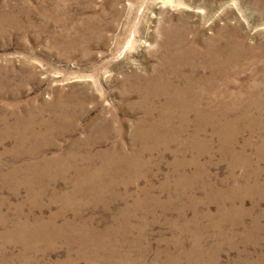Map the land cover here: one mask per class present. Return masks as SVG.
I'll list each match as a JSON object with an SVG mask.
<instances>
[{
	"label": "rangeland",
	"instance_id": "obj_1",
	"mask_svg": "<svg viewBox=\"0 0 264 264\" xmlns=\"http://www.w3.org/2000/svg\"><path fill=\"white\" fill-rule=\"evenodd\" d=\"M66 158L99 176L24 171ZM60 209L117 253L34 263L264 264V0H0V236Z\"/></svg>",
	"mask_w": 264,
	"mask_h": 264
},
{
	"label": "bare ground",
	"instance_id": "obj_2",
	"mask_svg": "<svg viewBox=\"0 0 264 264\" xmlns=\"http://www.w3.org/2000/svg\"><path fill=\"white\" fill-rule=\"evenodd\" d=\"M175 88V87H174ZM173 90V89H172ZM176 90V89H175ZM188 93V92H187ZM186 93L181 91H172V99L177 103H182V105L188 104L189 96H185ZM185 96V97H184ZM171 98V97H170ZM67 109V108H66ZM169 109V108H168ZM61 112V111H60ZM189 112V111H188ZM64 113V111H62ZM59 116L58 120L56 119V123L60 125L63 119V115ZM61 121H60V120ZM160 127V126H159ZM162 127V126H161ZM150 128V129H149ZM148 128L147 135L156 136L158 127L152 126ZM33 136V135H32ZM24 138V137H23ZM21 140V139H20ZM72 157V156H71ZM88 159V158H87ZM77 165L74 163L72 159H51L50 161L44 162H33L32 164L28 165L26 169H24L25 173H29L34 175L38 179H47L48 177H52L54 175H65L68 170L74 171L77 176H79L78 180L76 179L75 188L80 187L83 185H90L93 184L96 177L99 176L101 168L99 170H94L93 172L90 170V167L85 168H77ZM16 175L13 172L10 177H14ZM102 178V177H101ZM35 181V180H34ZM73 183V182H72ZM31 192V191H30ZM36 195L30 194V199H34ZM78 198V197H77ZM67 201L66 196L57 197V200ZM68 206V207H67ZM65 206L66 209L69 208V205ZM66 209H60L58 212L51 214L47 221H44L42 217L39 215L34 218L33 222L28 221V217H25L23 220L17 222L13 225L12 230H7L1 233L0 241L6 242L8 245H20L23 248V252L20 254H8V257L5 254L0 255V264H39L34 263L37 260H32L29 258V254L35 255L40 253L42 250L40 247L46 248L49 250L54 246L55 243L58 241H62L67 245H72L75 247L80 248H87L89 246H93V249H101L102 247L108 246L111 251L117 253L116 242L114 241L115 238L113 237L112 240H108L109 233H92L85 223L78 228H74L72 224L68 221H64L61 227L55 225L56 221L60 218L63 219L64 212ZM2 222V221H1ZM101 238H106L104 241H101ZM146 249L141 250V257L140 261L144 259ZM190 252V251H189ZM113 254V253H112ZM201 252H195L192 256L188 257L187 260L189 262H195L197 264L202 263V256ZM118 255V254H117ZM115 254V262L118 261V256L120 258V262L129 263L128 253L119 254L117 256ZM81 254L77 255V260L85 259L86 257H81ZM112 259V256H110ZM160 256L156 255L155 261H159ZM176 261L173 257L167 255L165 257L164 263L166 264H176ZM95 262V261H94ZM104 262V260H103ZM102 262V263H103ZM110 263L113 261H109ZM45 261H42V264H45ZM74 263V262H73ZM53 264H72L70 261L64 262H55ZM93 264V262H92ZM158 264V263H157ZM207 264H211L210 262Z\"/></svg>",
	"mask_w": 264,
	"mask_h": 264
}]
</instances>
